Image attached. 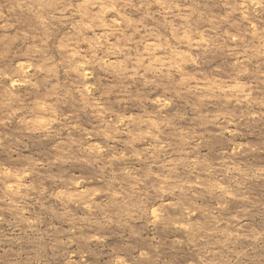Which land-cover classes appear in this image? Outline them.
Here are the masks:
<instances>
[{"label": "rangeland", "instance_id": "374dc122", "mask_svg": "<svg viewBox=\"0 0 264 264\" xmlns=\"http://www.w3.org/2000/svg\"><path fill=\"white\" fill-rule=\"evenodd\" d=\"M0 264H264V0H0Z\"/></svg>", "mask_w": 264, "mask_h": 264}]
</instances>
